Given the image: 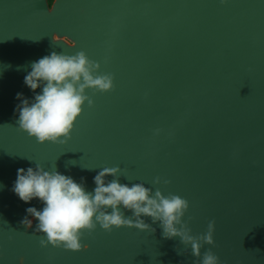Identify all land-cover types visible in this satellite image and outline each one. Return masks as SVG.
<instances>
[{
    "label": "water",
    "instance_id": "1",
    "mask_svg": "<svg viewBox=\"0 0 264 264\" xmlns=\"http://www.w3.org/2000/svg\"><path fill=\"white\" fill-rule=\"evenodd\" d=\"M80 50L113 75L114 87L86 89L94 104L85 101L65 143H38L16 124V94L34 98L24 83L33 61ZM36 164L86 191L101 169L119 165L121 184L187 199L182 219L192 235L215 221L214 244L201 254L264 264V0H0V264L202 259L179 236L164 238L150 217L154 232L97 223L81 237L86 248L41 246L37 220L21 221L42 202L12 191L17 170Z\"/></svg>",
    "mask_w": 264,
    "mask_h": 264
},
{
    "label": "clouds",
    "instance_id": "2",
    "mask_svg": "<svg viewBox=\"0 0 264 264\" xmlns=\"http://www.w3.org/2000/svg\"><path fill=\"white\" fill-rule=\"evenodd\" d=\"M53 40H60L55 33ZM99 68V62L89 59L83 50L74 55L52 51L33 61L24 83L35 93L34 98L29 100L23 93L16 94L20 101L16 106L19 130L35 137L38 143H65L85 101L89 107L94 104L86 89L107 92L114 87L113 75L99 73ZM38 88L40 92H36ZM120 173L119 165L101 169L93 178V191H86L84 185L71 176L45 170L40 164H36L35 169L19 168L12 191L25 203L38 198L43 204L42 210L28 207L21 223L31 227L32 220L28 217L37 220L34 232L46 235V239H40L43 247L51 243L65 250L78 251L88 246L81 242L84 231L90 233L97 223L109 232L113 226H134L154 232L143 219L150 217L153 223L159 222L164 238L179 236L181 243L191 246L192 255L197 258L202 255L195 264H220L219 257L211 249L201 254L203 244H214V220L209 221L205 233L192 235L188 222L182 219L189 208L187 199L174 193L165 196L160 188L153 192L143 183L121 184ZM107 176L113 179L106 181ZM160 183V177L153 180V184ZM125 210L132 214L126 216Z\"/></svg>",
    "mask_w": 264,
    "mask_h": 264
},
{
    "label": "flooded vegetation",
    "instance_id": "3",
    "mask_svg": "<svg viewBox=\"0 0 264 264\" xmlns=\"http://www.w3.org/2000/svg\"><path fill=\"white\" fill-rule=\"evenodd\" d=\"M48 1H50V0H48Z\"/></svg>",
    "mask_w": 264,
    "mask_h": 264
}]
</instances>
